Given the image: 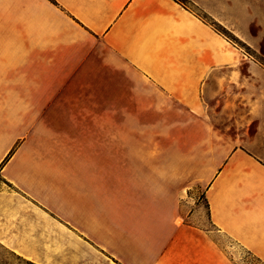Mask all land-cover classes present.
<instances>
[{
    "label": "crops",
    "instance_id": "crops-1",
    "mask_svg": "<svg viewBox=\"0 0 264 264\" xmlns=\"http://www.w3.org/2000/svg\"><path fill=\"white\" fill-rule=\"evenodd\" d=\"M190 1L264 57V0ZM132 68L137 102L202 108L208 226L170 180L47 126ZM225 240L264 264V66L175 0H0V244L33 264H236Z\"/></svg>",
    "mask_w": 264,
    "mask_h": 264
},
{
    "label": "rangeland",
    "instance_id": "rangeland-1",
    "mask_svg": "<svg viewBox=\"0 0 264 264\" xmlns=\"http://www.w3.org/2000/svg\"><path fill=\"white\" fill-rule=\"evenodd\" d=\"M218 32L241 51L246 59L255 60L264 66L262 54L256 53L236 37L234 39ZM241 67L246 71L247 62H241ZM121 69H113L111 85H106V90H103V85L100 90L97 86L95 93L85 95L86 98L90 96L89 100L95 98L94 108L71 109L70 114L73 111L74 115L79 116V123L47 126L61 133L79 131L81 149L93 142L97 147H110L113 164L143 165L145 175L170 180L184 214L197 210L195 221L208 226L207 204L198 183L203 173V157L196 154L204 141L198 138L200 117L191 113V110L199 112L202 108L187 107L180 102L184 99V92H144L149 95L148 99L137 102L135 92L125 91L126 87L138 81L136 71L132 68L128 70L129 74L124 75ZM144 81L151 83L147 78ZM191 98L199 101L200 93H192ZM208 106L207 113L215 120L218 111L215 102H208ZM47 111L52 115L60 114L62 110L49 108ZM124 119H127L126 123ZM224 246L225 252L236 264H262L232 241L225 240ZM0 264L33 263L23 260L0 244Z\"/></svg>",
    "mask_w": 264,
    "mask_h": 264
},
{
    "label": "trees",
    "instance_id": "trees-1",
    "mask_svg": "<svg viewBox=\"0 0 264 264\" xmlns=\"http://www.w3.org/2000/svg\"><path fill=\"white\" fill-rule=\"evenodd\" d=\"M175 1L178 2V3H180V4H182L183 6H185L188 9L193 10L199 17H201L202 19L206 20L214 28H216V30H218L220 32H223L224 34H227L230 37H232V38L235 39V37L229 31H227L224 27H222L221 25H219L214 20L210 19L205 13L201 12L197 7H195V5L190 0H175Z\"/></svg>",
    "mask_w": 264,
    "mask_h": 264
}]
</instances>
